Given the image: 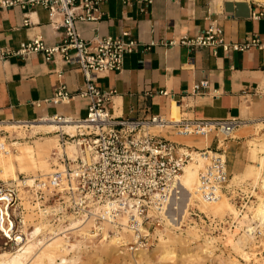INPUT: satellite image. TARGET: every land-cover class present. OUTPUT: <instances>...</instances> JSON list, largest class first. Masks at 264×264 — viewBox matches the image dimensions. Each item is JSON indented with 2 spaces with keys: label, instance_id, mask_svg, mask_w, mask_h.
<instances>
[{
  "label": "built area",
  "instance_id": "1",
  "mask_svg": "<svg viewBox=\"0 0 264 264\" xmlns=\"http://www.w3.org/2000/svg\"><path fill=\"white\" fill-rule=\"evenodd\" d=\"M29 1L43 4L49 9L52 24L57 29H63L62 38L59 43L50 46L38 37L23 44L16 53L28 56L43 52L48 61L60 54L66 63L80 69L85 77L84 87L70 93L65 85H61L51 102H68L75 97L88 99V114L85 118L58 114L29 121L0 119V135H4L9 142L51 134L36 132L30 135L32 123L44 121L75 125L73 134L64 129L53 133L58 136L61 147L66 148V144L72 142L78 152L75 158L67 152L64 155L54 152L52 158L57 162L53 163L54 171L46 177L33 178L32 183L22 173L16 179H0V253L21 246L26 238L22 227L23 214L27 210L36 214V219L47 222V234L50 236H69L73 230L72 220L80 219L89 222L99 235L103 232L102 223L128 229L135 234V244H143V237H147L142 233L144 226L161 224L165 220L168 222L166 215L175 220L171 214V201L182 196L180 177L185 166L193 159L190 146L161 135V132L167 131L180 137H206L211 134L220 137V150L199 151L207 159L199 173V193L208 201L218 200L225 195L235 204L244 219L231 225L232 235L245 234L250 239L264 236V220L248 211L256 187L246 185L243 180L234 181V174L230 173L224 154L225 142L245 124L244 120L239 117L170 118L163 114L143 118L114 116L109 108L114 90H102L95 81L101 73L122 70L126 54L132 53L139 41L128 38V31H122L116 38L99 34L91 39L81 36L77 23L99 19L100 7L108 0ZM15 2L0 0V5L8 7ZM21 3L25 4V1ZM253 17H264V11L253 13ZM180 43L191 49L210 47L215 51L223 47L226 53H230L257 45L260 40L254 37L244 44L227 41L223 27L211 24L197 36H183ZM209 89L210 80L206 78L196 82L191 93L207 95ZM255 93L264 96V78L261 84L256 85ZM162 94L169 93L164 91ZM7 126L16 127V130L11 133ZM18 131L22 135H18ZM0 147L3 148L4 144ZM190 215L198 217L200 214L191 211ZM201 216L203 218L199 222L204 231L216 233L211 218L205 214ZM122 217L126 219L125 225L121 223ZM185 220L179 225L168 223L172 230L181 231L186 227ZM198 231L201 232V228ZM226 236L222 232V238L226 239Z\"/></svg>",
  "mask_w": 264,
  "mask_h": 264
},
{
  "label": "crops",
  "instance_id": "2",
  "mask_svg": "<svg viewBox=\"0 0 264 264\" xmlns=\"http://www.w3.org/2000/svg\"><path fill=\"white\" fill-rule=\"evenodd\" d=\"M11 1H16L13 6L0 5V119L29 121L58 114L85 118L88 99L51 102L61 85L70 93L84 87L80 69L66 63L60 54L48 61L43 52L16 53L38 37L50 46L59 43L63 29L52 24L45 5ZM256 1L108 0L100 7L99 19L78 22L84 39L96 34L116 38L128 31V38L139 41L135 50L126 54L122 70L96 78L100 89L114 90L109 104L113 115L239 117L245 124L224 144L228 168L235 174L254 164L249 142L256 139L258 125L264 122V96L255 93L264 78V17H253V13L264 11V4ZM211 24L223 27L227 41L244 44L258 37L260 43L230 53L223 47L215 51L210 47L191 49L180 43L183 36H197ZM206 78L210 80L209 94L193 95V85ZM164 91L169 94H162ZM161 135L193 151L221 149L220 137L215 134L180 137L167 131ZM54 137L38 138L42 151L50 152Z\"/></svg>",
  "mask_w": 264,
  "mask_h": 264
},
{
  "label": "rangeland",
  "instance_id": "3",
  "mask_svg": "<svg viewBox=\"0 0 264 264\" xmlns=\"http://www.w3.org/2000/svg\"><path fill=\"white\" fill-rule=\"evenodd\" d=\"M261 128H264V122L258 125V134L254 137L256 138L255 140H258V143H264V130H261ZM7 130L13 133L16 128ZM38 131L44 130L37 128L33 130L34 133ZM155 131L158 132L157 130ZM18 135H22V133H19ZM30 135H33V133L31 132ZM40 136H56V134H39L32 139H22L20 141H15L23 143L28 142L34 145L36 148V158L41 162L47 163V166L45 167L40 162L37 165H33L31 162H28L30 163L31 169H29L28 173H23L27 176L28 179L29 177L35 178L48 176L47 174H50L54 171L55 167L53 166V163L57 164L55 159L52 158V154L54 152H57L58 154L65 153L63 152V150H65L64 147L62 148L59 145L58 138L49 153L42 151L41 146L36 145L38 137ZM7 142L9 144V153H15L14 143L9 142L8 140ZM68 144L69 143L66 144V148ZM59 149L62 151V153L59 152ZM77 154L78 152H76V156ZM259 156L264 157V152L263 154L262 152H259ZM0 157L2 158L1 152ZM253 161L256 165L257 161ZM192 163H196L197 173L199 177L202 165L200 164V162L194 161ZM60 168H63V166H60ZM18 169H20V167H18ZM19 174L21 173L17 172V177ZM234 176V181L238 179L243 180L246 182V185L256 187L254 196L251 199V206L248 208L250 214L256 215V209L259 207L261 197L264 198V192H262L260 187L261 180L262 178H264V159L263 165L261 164V168L257 169V175L250 174V165H248L243 172L235 173ZM31 180L33 181V179ZM197 180H200V177ZM32 181L29 182L32 183ZM181 192L183 193V196L179 197L178 200L174 199V201H177L179 205L184 208L183 212L178 211L176 205L171 202V214L174 215L179 222L183 221L186 218V227L181 229V231L172 230L167 220H165V222L161 224H147L146 226H144L145 231L142 232L143 234L145 233L147 237H143V244L139 245L135 244V234H132V232L128 229H120L116 228V226L104 223L105 229L107 231L106 234L111 233L109 234V236L117 235L115 243L109 244V241L105 240L108 235H105V238L102 237V235L97 234L96 231L91 228V224H89L91 235L85 237V235H80L75 230H72L69 234L68 240L75 244H77V241H79L80 246L76 247L68 254V264H191V262L192 264H223L220 263V260L226 258L237 259L240 264H264V236L258 239H250L245 234H239L235 236L230 233L231 225L235 221L240 220L243 217L240 216L237 207L230 199H228V197L222 195L218 200L208 201L201 197L199 191L186 190V188H184ZM191 211L197 212L200 215L198 217L191 216ZM245 213L248 214V212L246 211ZM204 214L211 218V221L214 223V229H216V233H207L204 231L205 229L203 228V226L200 225L201 223L199 222V220H202L203 217L201 215L204 216ZM37 217L38 216L31 212V210H27L23 214V220L26 221V225L22 228H28L29 230H32L36 223L43 222H45V225H47L46 221L36 219ZM166 217L169 216L166 215ZM121 223H123L124 225L126 224V219L124 217L123 219H121ZM199 228H201V232L198 231ZM47 229L48 225L46 226V229L44 231L45 236L51 238L46 232ZM222 232L227 234L226 239L222 238ZM174 235H176L177 238L174 237ZM122 237L126 239V242L122 241ZM42 238H44V236ZM162 238L170 239L171 241L174 239H179L180 241L176 243H170V248L173 249V253L165 258L163 256V250L160 248ZM239 238L245 240L243 249L244 252L247 253V258L243 256L242 253L237 252L233 248L232 244H234ZM107 244H109V249L105 247ZM187 245H190L191 248L195 246H200V248L205 246L210 250V252L203 253L202 250H200L201 256L199 262L198 260L190 261L191 259L189 257L192 253L186 252L185 247ZM8 250L12 251L15 249ZM71 258L72 260H70ZM59 262H61V260L58 258L54 264H58Z\"/></svg>",
  "mask_w": 264,
  "mask_h": 264
},
{
  "label": "bare ground",
  "instance_id": "4",
  "mask_svg": "<svg viewBox=\"0 0 264 264\" xmlns=\"http://www.w3.org/2000/svg\"><path fill=\"white\" fill-rule=\"evenodd\" d=\"M258 1L264 3V0H258ZM32 124H33L32 133H34L33 130L35 128L43 129L45 132L38 131V132H43V133H53L54 131L58 129H64L66 132H69L71 134L75 133L76 131V126L71 125V124L59 125L54 122H44V121H40V122L32 123ZM11 128H16V127H11V126L6 127V129H11ZM41 137L42 136L38 138H41ZM57 138H58L57 136L54 137L55 141H57ZM249 143H250V148H251L252 159L257 161L256 165L255 164L250 165V174L257 175V169L261 168V164L263 165L264 157L259 156V152H262L263 154L264 143H258V140H252ZM2 144H4L3 148L0 147V152L2 155V158L0 157V173H1L0 179L2 180L15 179L17 177V172L22 173V174L28 173L29 169H31L30 163L28 162H31L33 165H37L40 162L42 163L43 166L45 167L47 166L46 162H41L36 158V148L34 145L28 142H25V143L15 142L14 143L15 153L13 154L9 153V150H8L9 144L6 140V137L0 135V145ZM36 145H39L41 147L43 146V144L40 143L39 141H37ZM64 149L65 150H63V152H67L70 157L75 158L77 148L74 143L70 142L67 148H64ZM59 152L62 153L60 149H59ZM59 155H64V153L59 154ZM194 161L200 162L203 168L207 159L205 158L204 155H202L198 151H193V159L185 166L184 171L180 177L182 190L186 188V190L199 191L200 180H197L199 179V177L197 173L196 163H192ZM18 167H20V169H18ZM31 179L33 178L29 177V181H32ZM260 187H261L262 192H264V178H262L261 180ZM181 194L183 193L181 192ZM171 202L176 205L178 211L183 212L184 208L180 206L177 201L172 200ZM256 210H257L256 215L264 220V198L263 197H261L259 207ZM166 218L168 219V222L173 225L174 223H176V225H179L181 223L178 221V219H176V217H175V220L174 218L170 219V216ZM174 221H177V222H174ZM71 224H72V229L78 232L80 235H85V237L88 235H91L89 222H83L80 219H73ZM25 225H26V221L24 220L23 227H25ZM46 226L47 225H45V222H43V223H36L34 227L32 228V230H29L28 228H22V232L26 235V238L22 240L21 246L16 248L15 250H12V251L5 250L1 252L0 253V264H54L58 258L61 260V262H59L58 264H68L69 263L68 254L73 249L80 246L79 241H77L78 242L77 244L72 243L70 240H68V236H64L62 234H55L52 236L48 235L51 237V238H48L47 236H45V232H44L46 229ZM100 226L103 229V232L101 234L102 237L105 238V235H108L107 238H105V240H108L109 244L115 243V240L117 239V235L109 236V234L111 233L106 234L107 231L105 229L104 223H102ZM43 236L44 238H42ZM174 237H176V235H174ZM122 241L126 242V239L122 237ZM178 241L179 239H174L171 241L170 239L162 238L160 248L163 250L164 258L168 257L170 254L173 253V249L170 248V243H176ZM244 241L245 240L239 238L235 243L233 242L234 244L232 245H233V248L237 252L242 253V255L247 258L248 257L247 253H245L243 249ZM109 244L105 246L107 249L110 248ZM179 244H182V243H179ZM185 248H186L185 250L187 253H192L191 256L189 257L191 259L190 261L198 260L199 262L200 256H201L200 250H202L203 253L210 252V250L207 249L205 246L201 248L200 246H195L191 248L190 245H187ZM70 260H72V258ZM220 263L240 264V262L237 261V259H233V258L221 259Z\"/></svg>",
  "mask_w": 264,
  "mask_h": 264
}]
</instances>
